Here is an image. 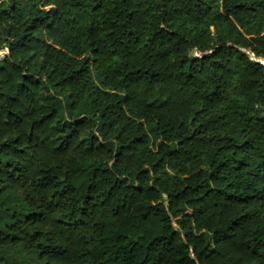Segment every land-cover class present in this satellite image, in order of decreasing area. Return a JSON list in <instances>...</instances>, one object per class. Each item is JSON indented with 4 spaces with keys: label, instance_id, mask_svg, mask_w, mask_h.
Instances as JSON below:
<instances>
[{
    "label": "trees",
    "instance_id": "obj_1",
    "mask_svg": "<svg viewBox=\"0 0 264 264\" xmlns=\"http://www.w3.org/2000/svg\"><path fill=\"white\" fill-rule=\"evenodd\" d=\"M264 0H0V264H264Z\"/></svg>",
    "mask_w": 264,
    "mask_h": 264
},
{
    "label": "rangeland",
    "instance_id": "obj_2",
    "mask_svg": "<svg viewBox=\"0 0 264 264\" xmlns=\"http://www.w3.org/2000/svg\"><path fill=\"white\" fill-rule=\"evenodd\" d=\"M262 63L264 64V61Z\"/></svg>",
    "mask_w": 264,
    "mask_h": 264
}]
</instances>
